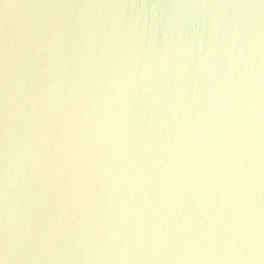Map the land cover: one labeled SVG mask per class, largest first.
<instances>
[{
	"label": "water",
	"instance_id": "obj_1",
	"mask_svg": "<svg viewBox=\"0 0 264 264\" xmlns=\"http://www.w3.org/2000/svg\"><path fill=\"white\" fill-rule=\"evenodd\" d=\"M5 254L264 264V0H0Z\"/></svg>",
	"mask_w": 264,
	"mask_h": 264
},
{
	"label": "clouds",
	"instance_id": "obj_2",
	"mask_svg": "<svg viewBox=\"0 0 264 264\" xmlns=\"http://www.w3.org/2000/svg\"><path fill=\"white\" fill-rule=\"evenodd\" d=\"M5 180H7V169H5ZM6 195V192H5ZM7 255L5 254V256L3 258H0V264H7Z\"/></svg>",
	"mask_w": 264,
	"mask_h": 264
}]
</instances>
